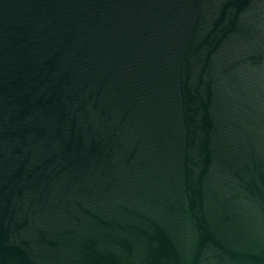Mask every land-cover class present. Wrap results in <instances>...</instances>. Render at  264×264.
I'll return each instance as SVG.
<instances>
[{"label":"water","instance_id":"1","mask_svg":"<svg viewBox=\"0 0 264 264\" xmlns=\"http://www.w3.org/2000/svg\"><path fill=\"white\" fill-rule=\"evenodd\" d=\"M0 264H264V0H0Z\"/></svg>","mask_w":264,"mask_h":264}]
</instances>
